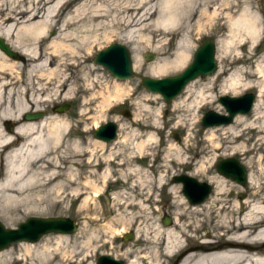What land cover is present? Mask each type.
<instances>
[{
	"label": "rangeland",
	"instance_id": "rangeland-1",
	"mask_svg": "<svg viewBox=\"0 0 264 264\" xmlns=\"http://www.w3.org/2000/svg\"><path fill=\"white\" fill-rule=\"evenodd\" d=\"M37 1L39 0H0V5L2 4L0 6L1 15L4 16L11 9L13 13L19 10H28L36 5ZM56 1L50 0L44 6L46 10L43 11L42 9L41 14L43 16L34 20L39 22L46 19L51 24L45 32L47 38L42 41L43 53L45 51L43 50L44 47H47V52L52 51L49 48L50 41L60 37L61 24L76 12L77 14L84 12L87 14L86 16L96 12L104 13L105 16L102 20L105 25L98 27L97 39L91 45L89 52L81 49L80 54L73 59L75 64L70 65L68 70L65 71L70 79L67 81L64 91L46 103L43 106L44 110H36L42 111L47 117L59 115L69 121L70 125L68 128L69 133L64 136L59 150L51 149L40 160L30 161L31 170L38 175L36 182L28 189L33 191L52 188L55 191L56 185H59L63 186L61 191L52 194L54 203H41L39 208L31 211L25 210L23 205L16 203L8 205L9 212H6L7 207L2 206L0 195V222L5 227L12 228L29 216H66L75 220L77 229L74 233L65 235L67 238L64 239L60 250H53L48 259H43L34 252L27 256H21V252L18 250L23 245L21 243L24 242H20L10 245L14 247L12 254L0 259V264H96L99 256L103 254L123 260L126 263L123 254L137 249L140 243L136 241L138 227L133 224L126 225V229L122 230V220L125 221L131 218L132 215L144 216L146 212L153 210L154 213L148 222L151 221L161 227H168L175 217L176 210L173 205L182 201L186 202L184 208L187 214L183 221L186 223L188 216H192L191 204L182 194V185L173 182V176L187 174L199 181L209 183L212 187L207 197L209 198L213 193H216L214 191L215 185H217L216 181L222 176L216 171V163L224 158L238 160L239 157H242V165L246 167L248 173L255 176L260 182H264V161L261 160L264 151V129L254 130L247 127L249 125L247 122L242 124L241 121L234 122V120L231 125L235 127V130H222L220 128L227 125L203 128L200 123L201 116L208 110L223 112V108L218 102L221 87L220 80L228 77L237 68L249 67L261 62L264 55V38L259 43L255 50L256 54L251 60L235 61L230 64L223 63L218 57L217 41L223 39L224 34L218 29L219 22L217 23V18H213L210 22H203L199 28L193 27L191 29L189 33L191 40L187 47L189 53L182 64L171 66L168 70L156 76L148 75L146 71L149 66L165 60H174L177 54L178 42L185 39L182 27L169 25L168 29L163 30L158 26L161 19L159 7L162 5L163 0H155L153 4H155L154 9L156 12L145 22L148 24L147 28L140 33L148 37L150 32L165 31L167 35L161 43L153 41L150 45L141 44L140 67L136 68L134 66L132 57L133 77L126 80H117L105 68L95 64L93 58L105 46L120 43L117 40L118 37L111 33L107 23L111 20L109 11L113 4H122L125 0H66L61 9L55 12L57 15L53 16L49 13V10ZM200 1L210 0H198V2ZM211 1L209 11L214 9L213 5L218 0ZM241 1L242 7H245L246 0ZM253 1L256 7L259 5L263 8L262 13H264V0ZM256 7L252 9L256 11ZM81 17L82 15L77 18L76 24L68 27V30H72L76 25L79 26L84 22L80 21ZM196 18L197 15L194 20ZM10 23L11 21L7 24ZM27 23V21L21 20L13 22L14 30H12L11 39H15L17 32L23 35L24 26ZM136 28H131V30L133 31ZM121 32L123 33V31ZM207 40L215 43L217 65L218 68L219 65L222 66L221 70L223 72L213 83L207 84V77L210 75L197 78L196 86L199 83L203 84L205 92L212 96L208 101L197 107L194 111L197 117L192 120L193 124L189 126L190 120L188 118L191 111L185 112L176 109L172 105V101L183 90L171 102L165 103L160 95L145 89L141 80L144 76L162 78L179 74L191 62L195 49ZM124 45L129 49L132 56L131 45ZM247 49L250 52L253 46L249 45ZM11 50L18 52L14 48H11ZM146 53L153 54L152 60L146 61ZM7 57L11 59L9 56ZM17 61L19 62V60ZM54 67L55 65H52V68ZM60 68L63 69V67ZM123 81L128 82V92L119 99L111 96L108 98V102L103 104L100 93H103L104 96L108 93L112 95L114 82ZM106 86L108 89H106ZM196 86L194 89H196ZM247 92L253 93L256 100L257 91L255 88L243 89L240 87L235 94L221 95L238 96ZM210 100H213V102ZM64 103L69 104V108L65 112L58 113L54 111L57 105ZM126 110L131 114L130 117L122 115ZM32 111L33 107H30V110L26 112ZM253 113L251 110L250 113L245 114L248 122L252 121ZM180 118H185L183 125L177 124ZM108 121L117 123V137L113 142H102L104 147L100 148L96 144L101 143V141L94 139L92 132L96 127ZM11 122L16 124L14 121ZM190 127L191 129H189ZM209 128H218L215 129L214 140L207 139ZM237 132L238 134H236ZM8 133L10 132L4 125V121L0 120V140L3 135ZM125 137L128 144L123 141ZM14 138L17 144L23 141L20 136ZM140 141H144V148L138 150L133 146ZM17 144L0 145V159L3 158L6 151L15 148ZM74 144H77V148L70 149ZM216 144H218V148H215ZM177 157L181 158L178 159ZM201 163L204 167L200 170ZM56 168L59 170L60 176L45 184L46 175L57 170ZM5 173L6 169L0 163V180L3 179ZM220 179L224 180L223 194H214V198H219L221 195L220 198L225 201H232L236 198L249 200L255 195L253 184L251 186L248 183L243 187L226 177L224 178V176ZM159 182L165 183V185L161 187ZM134 185H144L146 187L141 196L138 195V190L133 189ZM94 186H96L97 195L94 194ZM149 188L153 189L151 202L142 201L141 204H138V207H135L133 205L128 206L130 201H121L125 199H134L135 202L140 199L144 200L147 198L146 192ZM24 193H27V191ZM241 193H245L242 198L239 197ZM141 205L144 207V211L141 210L143 209ZM206 210L201 208L197 219L201 221L207 212ZM240 210L243 211L244 208L242 207ZM164 216L170 218L171 224H163ZM208 222H205V224ZM110 227L116 229V232L111 233ZM206 231L207 229H203L201 234H205ZM190 232V228H186L185 234L189 235ZM127 234L132 235V239L129 241L124 240V236ZM59 235L49 233L33 243L47 239L50 244L54 245L55 239ZM88 241L89 244H87ZM62 251L71 253V255H68V253L64 255Z\"/></svg>",
	"mask_w": 264,
	"mask_h": 264
},
{
	"label": "bare ground",
	"instance_id": "bare-ground-1",
	"mask_svg": "<svg viewBox=\"0 0 264 264\" xmlns=\"http://www.w3.org/2000/svg\"><path fill=\"white\" fill-rule=\"evenodd\" d=\"M154 1L125 0L122 4L114 3L109 11L111 20L107 25L110 27L111 33L118 37L117 40L120 43L131 45L130 50L136 68L140 67V45L143 43L150 45L153 41L161 43L167 35L165 31L150 32L148 37L140 33L147 28L148 24L145 22L156 12ZM49 2L50 0H39L28 10H19L13 13L11 9L4 16L1 15L2 10L0 9V37L10 48L16 49L24 57L23 59H8L7 55L0 50V120L4 121V125L5 122H16L13 131L3 135L0 145L17 144L14 137L23 138L22 142L15 145V148L6 151L3 158L0 159V163L6 169L5 176L0 180L2 206L7 207L6 212H9L8 205L16 203L23 205L25 210H36L41 203H54L52 194L61 191L63 186L59 185H56L55 191L52 188L29 190L28 188L36 182L38 175L31 170L30 161L40 160L51 149L59 150L64 136L69 133V121L59 115L50 117L44 115L37 121H24L21 116L29 111L30 107H33V111L44 110L43 106L46 103L64 91L67 81L70 79L65 71L70 65L75 64L73 59L80 54L81 49L89 52L91 45L97 39L98 27L105 25L102 20L105 16L104 13L96 12L86 16L87 14L84 12L80 14L76 12L61 24L60 37L50 41L51 47L49 46V48L52 51L47 52V47H44L43 53L42 41L47 38L45 32L51 24L46 19L39 22L34 20L43 16L42 9L45 11L44 6ZM65 2L66 0H57L49 13L53 16L57 15L55 12H58ZM210 2L212 1H162V5L159 7L161 19L158 26L163 30L168 29L169 25L182 27L185 39L178 42L174 60H165L149 66L146 71L148 75L156 76L171 66L182 64L189 53L187 47L191 40L189 37L191 29L199 28L203 22H210L213 18H217L218 29L224 34V38L217 41V52L221 62L230 64L235 61L251 60L255 56V50L264 38L263 8L259 5L256 7L253 0H246L245 7H242L241 0H218L213 5L214 9L209 11ZM253 7H256L257 12L252 9ZM81 15L80 21L84 22L79 26L76 25L72 30H68V27L77 23V18ZM196 15L197 18L194 20ZM99 18L101 19L99 20ZM20 20L28 22L24 26L23 35L17 32L15 39H11L12 30H14L13 22ZM193 20L194 22H192ZM10 21L11 23L7 24ZM135 27L137 28L132 31L131 28ZM249 45L253 46L250 52L247 49ZM52 65L55 67L52 68ZM221 69L222 66L219 65V68L207 77V84L218 79L223 72ZM197 82L198 79L190 81L182 93L172 101V105L176 109L185 112L191 111L188 118L189 126L193 124L192 120L197 117L194 113L197 107L212 96L205 92L203 84L199 83L196 86ZM195 86L196 89H194ZM220 86V95L235 94L240 87L243 89L255 88L257 93L251 108L254 112L251 117L252 121L248 122L245 114H237L238 116L236 115L237 117L235 116L236 118L234 117L233 120L234 122L241 121L242 124L247 122L249 124L247 127L254 130L264 129V107H261L264 106V55L261 62L249 67L237 68L228 77L222 78ZM106 89H108L107 86ZM128 89L127 81L114 82L112 95L108 93L104 96L103 93H100L102 103H107L111 96L115 99L121 98L128 92ZM210 101L213 102V100ZM184 120L185 118H180L177 124L183 125ZM256 120L257 122H255ZM220 128L235 130L231 124ZM215 129L218 128H209L207 139L214 140ZM123 141L128 144L126 137ZM96 145L100 148L104 147L102 141ZM133 147L138 150L143 149L144 141L136 142ZM71 148H77V144L72 145ZM215 148H218V144ZM261 160H263L262 157ZM203 167V163H201L199 169L201 170ZM46 176L45 184L58 178L60 172L57 169ZM72 176L74 177V175ZM221 177L216 181L217 185L214 188L216 193H213L202 204L191 205L193 214L188 216L186 223L183 221L187 217L184 208L185 201L173 205L176 210L175 217L168 227L148 222L154 213L153 210L146 212L144 216L132 215L131 218L122 220V230L126 229V225L133 224L138 227L136 241L140 243L137 249L123 254L126 259L124 264H264V182H260L255 176L248 173L247 184L254 185L255 195L249 200L236 198L232 201H225L220 198L221 195L219 198L213 197L214 194H223L225 185L224 180L220 179ZM159 185L163 187L165 183L159 182ZM133 189L138 190V195L141 196L146 187L134 185ZM152 190L148 189L147 198L144 200L140 199L135 202L134 199H125L121 201H130L128 206L138 207L142 201H152ZM25 191L27 193H24ZM94 192L97 195L96 186H94ZM242 207L243 211L240 210ZM141 208H143L141 210H145L142 205ZM201 208L207 209V212L200 221L197 216ZM207 221L209 222L205 224ZM186 228L191 230L189 235L185 234ZM109 229L111 233L116 232V229L112 227ZM203 229H207V231L202 235ZM65 235L60 234L55 239L54 245L50 244L47 239L38 243H21L23 245L18 251L21 252V256H27L34 252L43 259H48L53 250H60L64 239L67 238ZM13 249V246H9L0 251V259L10 256ZM62 253L65 255L68 252L62 251Z\"/></svg>",
	"mask_w": 264,
	"mask_h": 264
},
{
	"label": "water",
	"instance_id": "water-1",
	"mask_svg": "<svg viewBox=\"0 0 264 264\" xmlns=\"http://www.w3.org/2000/svg\"><path fill=\"white\" fill-rule=\"evenodd\" d=\"M0 50L12 59H23L18 52L11 50L10 46L0 37ZM216 45L207 40L200 44L194 51L191 62L177 75L162 78L144 76L142 85L151 93L158 94L165 103L171 102L184 87L192 80L204 78L217 70ZM153 54L146 53V61L153 58ZM95 64L105 68L115 79L126 80L134 75L132 56L129 49L121 43H112L99 50L93 58ZM255 95L251 92L238 96L220 95L219 104L223 113L215 110L206 111L200 119L203 128L231 124L237 114H247L251 111ZM69 108V104H60L54 108L55 112L62 113ZM45 114L42 111L25 112L22 118L26 121L39 120ZM130 117L129 111L122 113ZM8 132H12L15 124L5 122ZM118 125L115 121H108L98 126L92 132L94 139L102 142H113L117 137ZM264 156V154H263ZM216 171L245 187L247 185V172L235 158H224L216 163ZM173 182L182 185V194L189 204H201L209 196L212 187L207 182H202L187 174L173 176ZM163 224L169 225L170 218L164 216ZM77 229L75 220L66 216H29L16 227L7 228L0 222V250L8 248L12 243L37 242L49 233L72 234ZM132 239L131 234L124 236L125 241ZM96 264H124L123 260L103 254L99 256Z\"/></svg>",
	"mask_w": 264,
	"mask_h": 264
},
{
	"label": "flooded vegetation",
	"instance_id": "flooded-vegetation-1",
	"mask_svg": "<svg viewBox=\"0 0 264 264\" xmlns=\"http://www.w3.org/2000/svg\"><path fill=\"white\" fill-rule=\"evenodd\" d=\"M262 154H264V151L262 152ZM242 157H239V159L237 160L241 165L243 164L242 163V159H241ZM263 158V161H264V156L262 157ZM245 169H246V167H245ZM246 172H247V174H248V170L246 169ZM236 184H238V183H236ZM239 185V184H238ZM245 195V193H241L240 195H239V197L240 198H242L243 196Z\"/></svg>",
	"mask_w": 264,
	"mask_h": 264
}]
</instances>
